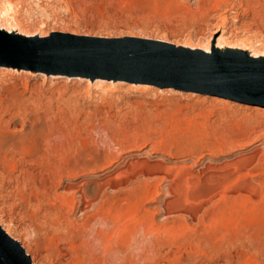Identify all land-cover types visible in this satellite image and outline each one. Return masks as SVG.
Wrapping results in <instances>:
<instances>
[{
    "label": "rangeland",
    "instance_id": "obj_1",
    "mask_svg": "<svg viewBox=\"0 0 264 264\" xmlns=\"http://www.w3.org/2000/svg\"><path fill=\"white\" fill-rule=\"evenodd\" d=\"M0 8L14 25L0 30V52L13 57L39 56L49 45L196 67L217 54L203 46L213 47L220 35L221 44L230 46L224 36L244 48L221 51L224 60L264 48V0H0ZM79 77L0 62V94L13 97L26 126L44 125L38 162L15 156L0 173V222L31 261L90 264L72 252V238L106 195L126 205L118 214L131 233L126 264H264V103L148 78ZM21 126L15 117L9 128ZM50 164L65 169L43 190L57 205L70 200L61 221L22 183L21 171L39 176ZM81 186L100 187L86 207ZM121 261L117 255L104 264Z\"/></svg>",
    "mask_w": 264,
    "mask_h": 264
},
{
    "label": "water",
    "instance_id": "obj_2",
    "mask_svg": "<svg viewBox=\"0 0 264 264\" xmlns=\"http://www.w3.org/2000/svg\"><path fill=\"white\" fill-rule=\"evenodd\" d=\"M44 45L41 55L31 57L8 56L0 52V62L25 69L69 75H105L128 82L148 78L174 83L182 91L215 94L255 105L264 103V63L243 57L224 60L212 55L209 61L196 67L130 52L92 53L91 51H56ZM46 47V48H45ZM237 100V99H236ZM0 264H31L20 244L0 227Z\"/></svg>",
    "mask_w": 264,
    "mask_h": 264
},
{
    "label": "bare ground",
    "instance_id": "obj_3",
    "mask_svg": "<svg viewBox=\"0 0 264 264\" xmlns=\"http://www.w3.org/2000/svg\"><path fill=\"white\" fill-rule=\"evenodd\" d=\"M8 4H6V5L8 6ZM3 7H5V6H3ZM10 7H11V5H10ZM7 8H9V6ZM11 9H12V7H11ZM4 10L5 9L0 8V30H2V31H3V29L5 30V28L6 29H11V27L14 28L13 27L14 25L9 26L10 22L6 19ZM7 12H9V10H7ZM9 16H10V14H9ZM11 23H12V20H11ZM13 23H14V21H13ZM217 32H218V30H217ZM220 36H222V35H220ZM220 36L218 39L216 37L217 41L213 47L210 45L208 47L203 46V48H205V50H203V52L205 54L211 55L212 49L217 53V54H215L216 56H221L218 54L221 51H226V50L227 51H241L244 49V48H240L243 45V43H241V42L236 43V41H235V43L230 42L229 39H228L229 41H227L224 36H223V39L226 41V43L230 44L231 47L224 45V44H221L218 41L220 39ZM247 45L245 44V46H246L245 48H252V47H249ZM201 52H202V50H201ZM253 52H254V54L252 53V50H249L248 52H246L248 54V58H251V59H261V57L264 58V54H263L264 48L263 47L262 48H254ZM259 54H261V55H259ZM232 56H235V55H232ZM29 72H32V70L31 71L29 70ZM52 76H58V75H52ZM79 76H73V77H75L77 79H81V77H79ZM85 79H90V78L86 77ZM98 83H99V81H98ZM145 86L147 87L148 85H144V87ZM14 103L15 102H14L12 96L3 97V94L2 95L0 94V173L1 174L8 173L7 168L10 164V160H11V158H13L15 156H17V157L19 156V158L23 159V160L24 159H31L32 160V158L35 156L34 154L36 152L35 150H36V145H37L38 141L41 140L42 138L44 139V137H43L44 136L43 135L44 134L43 133L44 132L43 126L44 125H41V124H39L33 120L32 124H28L26 126L25 116L22 115L23 113H21L19 108L17 106H15ZM16 105H18V104H16ZM4 116H7V118H4ZM15 117H21L22 118V126L20 128H16L14 130V129H11L9 127H10V124L12 123V121ZM46 153H48V152H46ZM48 154L46 156H48V158H49ZM42 155H44V154H42ZM37 156L39 157L41 155H37ZM46 156H43V158L44 157L46 158ZM36 158L37 157H35V160L33 158V160L34 161L37 160L36 162H38L39 158L38 159H36ZM43 160H44L43 161L44 163L47 161V159H46V161H45V159H43ZM50 160H51V157L49 158V161ZM49 161H47V162L49 163ZM48 163H47V165H48ZM60 163H62V162L59 161V164ZM39 165H41V164H39ZM52 165H51V167H52ZM54 166H56V164ZM45 167H46V165H45ZM62 167H61V169H63V171H64L65 169H64V167L63 168ZM46 168L47 169H44L42 167V169L39 172V176H35V175L33 176V175H30L26 171L20 170L21 176L23 177L22 183L25 184V186L26 185L29 186L31 184L30 185V186H32V188H31L32 192L31 193H32L34 200H36V202H38V204H39V201H41V199L43 198V200H45V202L43 201L45 203L43 206L45 211L50 213V216L52 213L53 214L52 216H55V218L57 217L56 219L59 218L58 220H60L59 212L62 213L63 207L64 208L66 207V209H67L71 205L70 200L63 197L64 198V199L62 198L63 200L58 199L59 202H57V203H59V205H57L56 201L54 202L52 200V198L50 200V198L44 197V193H46L47 191L43 193V190H46L47 187H49V184L51 185L54 182H56V180H58L60 178V176L64 173L62 171V174H61V170L60 169L58 170V168H55V167H52V168L46 167ZM53 168H55V170ZM71 169H74V168H71ZM74 171H75V169H74ZM72 172H70V173H72ZM23 184H22V186H23ZM45 187H46V189H45ZM99 190H100L99 186H96V188L92 191H89L87 188H82V186H81L80 191H79V193H80L79 195L82 198L81 200L84 201L85 207L87 206L85 204H88L89 202L96 199L97 193ZM47 196H50V194L48 195V193H47ZM28 201H31V198L28 199ZM125 206L116 202L113 198H110L109 196H106V195L103 196V198L101 200V204L98 206V208L95 211H93V213H91V214L89 213L88 216L86 215L85 221L80 223V225H78L77 228H75L77 230V235L74 236L73 238L70 235V237L73 240L72 241L73 243L71 245L72 246V252H74L75 255L76 254L77 255L82 254L83 255V256L81 255L82 258H87V260L89 261L90 264H104L105 258L110 259L112 262V259L116 258L117 255L121 256L122 264L125 263L126 259L128 257V254H129L127 252L129 250V238H131L129 235L131 233H130V231H127L126 227L123 226V224H120V218L118 215L120 212H122V211H124V209H126ZM69 208L71 209V207H69ZM70 209H68V210L70 211ZM72 209H74V208H72ZM65 215H67V214H65ZM64 216L62 218H64ZM67 217H68V215H67ZM58 220H57V222H58ZM96 223H97V225H99V224L102 225L104 227V229L103 228L102 229H100V228L93 229L92 226L95 225ZM54 224H57V223L54 222ZM57 225H55V227ZM70 226H72V225L70 224ZM0 227L11 239L18 242L9 233L8 226H5L4 224H2L0 222ZM134 231H133V233H134ZM150 231H152V230H150ZM127 235L129 236V238ZM87 236L88 237L90 236V239L88 240L89 242L88 241L86 242ZM133 236H134V234H133ZM77 240L80 241L78 244L75 243ZM96 248H99L103 254L100 255V254L96 253L97 254L96 255L95 253H93L96 250ZM24 252H25V250H24ZM25 254L28 256L31 264H37L36 262L31 261L30 256L27 254V252H25ZM81 256L78 255V257H81ZM117 261H120V260H117Z\"/></svg>",
    "mask_w": 264,
    "mask_h": 264
}]
</instances>
